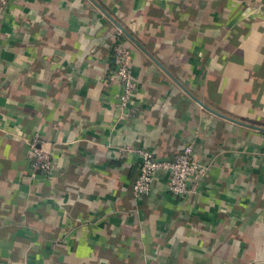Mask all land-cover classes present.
<instances>
[{
  "label": "crops",
  "instance_id": "1",
  "mask_svg": "<svg viewBox=\"0 0 264 264\" xmlns=\"http://www.w3.org/2000/svg\"><path fill=\"white\" fill-rule=\"evenodd\" d=\"M109 17L130 37L127 117ZM257 123L264 0H12L0 13V264H264ZM34 135L49 176L30 177ZM192 141L209 166L195 194L171 195L159 172L134 195L140 160L119 149L168 159Z\"/></svg>",
  "mask_w": 264,
  "mask_h": 264
},
{
  "label": "built area",
  "instance_id": "2",
  "mask_svg": "<svg viewBox=\"0 0 264 264\" xmlns=\"http://www.w3.org/2000/svg\"><path fill=\"white\" fill-rule=\"evenodd\" d=\"M12 0H0V13L4 12ZM113 39L110 49L114 62L112 77L118 82L120 94L116 106L121 116H130V104L137 90V83L131 73V54L127 45L120 39L121 31ZM30 157V177L36 174L49 176L54 161L44 148V142L38 135L32 136L27 142ZM124 154H136L139 157L138 174L132 184V191L136 197L149 194L153 180L159 172L167 174V191L176 197L186 198L196 193L203 182L209 166H205L194 158L193 141L185 144L177 154L168 159L157 158L152 152L143 148L125 146L119 149Z\"/></svg>",
  "mask_w": 264,
  "mask_h": 264
},
{
  "label": "trees",
  "instance_id": "3",
  "mask_svg": "<svg viewBox=\"0 0 264 264\" xmlns=\"http://www.w3.org/2000/svg\"><path fill=\"white\" fill-rule=\"evenodd\" d=\"M121 36L124 38V36H123V34H122V32L120 33V39H121ZM122 40V39H121ZM113 60V59H112ZM113 68H114V62H113ZM113 70V69H112ZM229 115H231V114H229ZM240 120L242 119V118H239ZM241 121H246V123L248 124V120H245V119H242ZM257 124H259V125H263L264 126V123L263 124H260V123H257ZM253 127H255V126H253ZM258 129H260V127L258 128ZM259 131V134L260 135H263L264 136V130H262V129H260V130H258Z\"/></svg>",
  "mask_w": 264,
  "mask_h": 264
},
{
  "label": "water",
  "instance_id": "4",
  "mask_svg": "<svg viewBox=\"0 0 264 264\" xmlns=\"http://www.w3.org/2000/svg\"><path fill=\"white\" fill-rule=\"evenodd\" d=\"M110 18V17H109ZM113 22H114V24L117 26V28L122 32V33H124L128 38H130L129 37V35L127 34V32L124 30V28L121 26V25H119L118 23H116L112 18H110Z\"/></svg>",
  "mask_w": 264,
  "mask_h": 264
}]
</instances>
